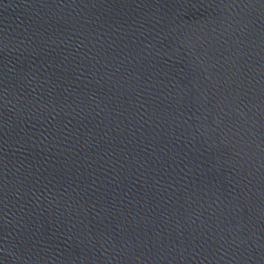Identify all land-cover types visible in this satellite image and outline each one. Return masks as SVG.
Returning a JSON list of instances; mask_svg holds the SVG:
<instances>
[{
	"label": "water",
	"instance_id": "water-1",
	"mask_svg": "<svg viewBox=\"0 0 264 264\" xmlns=\"http://www.w3.org/2000/svg\"><path fill=\"white\" fill-rule=\"evenodd\" d=\"M0 264H264V0H0Z\"/></svg>",
	"mask_w": 264,
	"mask_h": 264
}]
</instances>
